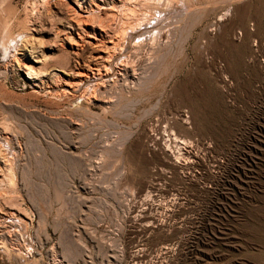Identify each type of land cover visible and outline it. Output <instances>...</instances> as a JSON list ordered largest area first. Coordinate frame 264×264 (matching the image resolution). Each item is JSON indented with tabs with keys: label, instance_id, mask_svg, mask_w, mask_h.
I'll use <instances>...</instances> for the list:
<instances>
[{
	"label": "rangeland",
	"instance_id": "1",
	"mask_svg": "<svg viewBox=\"0 0 264 264\" xmlns=\"http://www.w3.org/2000/svg\"><path fill=\"white\" fill-rule=\"evenodd\" d=\"M81 1L0 0V264H264V0Z\"/></svg>",
	"mask_w": 264,
	"mask_h": 264
},
{
	"label": "bare ground",
	"instance_id": "2",
	"mask_svg": "<svg viewBox=\"0 0 264 264\" xmlns=\"http://www.w3.org/2000/svg\"><path fill=\"white\" fill-rule=\"evenodd\" d=\"M9 1V0H8ZM94 2V1H93ZM92 3V2H91ZM4 4H6V3H4ZM78 6L80 7V8H82V1L81 0H78ZM2 7V6H1ZM125 9V8H124ZM1 10V9H0ZM4 10V9H3ZM4 12V11H3ZM93 13H95V12H93ZM92 13V14H93ZM3 14V13H2ZM91 14V13H90ZM91 14V15H92ZM94 15H96V14H94ZM97 15H99V14H97ZM88 17H90L89 15L87 16V18ZM95 17V16H94ZM97 17V16H96ZM87 18H85L86 20H87ZM98 18V17H97ZM89 19H91V18H89ZM8 21V20H7ZM79 21H84V19L83 18H79ZM7 23V22H6ZM5 23V26L7 27L8 25ZM80 24V23H79ZM142 25V24H141ZM6 29H9L8 27L7 28H5V30ZM7 31V30H6ZM5 31V32H6ZM102 31V30H101ZM103 31H104V29H103ZM9 32V31H8ZM132 32V31H131ZM7 33V32H6ZM9 35H10V33H8ZM7 35V34H6ZM19 35V34H18ZM24 35V34H23ZM26 35V34H25ZM4 36V35H3ZM22 36V35H21ZM9 37V36H8ZM17 38V37H16ZM16 38H14L15 40H16ZM28 38V37H27ZM11 39V38H10ZM13 39V40H14ZM3 40H5V39H3ZM115 40V39H114ZM9 41V40H8ZM77 43V42H76ZM112 43V42H111ZM6 44V43H5ZM7 45V44H6ZM9 45V44H8ZM77 45H79L78 43H77ZM3 46H5V45H3ZM77 47H79V46H77ZM108 47V46H107ZM118 47V46H117ZM109 49V48H108ZM112 49V48H111ZM80 51V50H79ZM100 58V57H99ZM105 61V60H104ZM108 62V61H107ZM110 62V61H109ZM18 63H19V61H18ZM23 65V64H22ZM28 66L26 65V67L25 68H27ZM32 67V66H31ZM27 68V70H28V72H29V75H31V76H33V75H36V72H35V70H34V68ZM44 68H46L45 66H44ZM42 70V69H41ZM44 70H46V69H44ZM64 72V71H63ZM71 72V71H70ZM75 71H72V73H73V75L71 74L70 76L68 75V78L67 79H64V81L62 80V83L64 82V84H65V86H68V87H77V86H80V85H82V83L84 82V80L86 79V77H87V75H85V74H81V73H78V74H76V73H74ZM40 73V72H39ZM66 73V72H65ZM38 75V74H37ZM91 76V75H90ZM89 79H90V77H89ZM101 80V79H100ZM95 84V83H94ZM97 84V83H96ZM63 85V84H62ZM97 86V85H96ZM64 89V88H63ZM100 89V88H99ZM93 91V90H92ZM65 92H66V90H65ZM187 120V119H186ZM181 140V139H180ZM154 144V143H153ZM174 165H175V163H174ZM173 165V166H174ZM178 165H179V163H178ZM145 189H147V190H152V189H154V192L155 191H157V192H159V193H161L162 192V188L161 187H156V185L155 186H152V185H147V188L145 187ZM160 189H161V191H160ZM143 190V189H142ZM141 190V191H142ZM164 190V189H163ZM165 191V190H164ZM151 195H152V193H153V190L152 191H150L149 192ZM163 193V192H162ZM156 194V193H155ZM148 196V195H147ZM159 196H160V194H159ZM150 205V204H149ZM148 206V205H147ZM153 206V205H152ZM153 211V210H152ZM157 211V210H156ZM153 213V212H152ZM151 213V211H149V209H144V212H143V214L141 215V218H144V219H146V222H147V219H149L150 217H151V219L153 220H151V221H149L148 220V224H150V225H148L147 223H145V221H144V223L145 224H142L141 226H143V227H147L148 226V228H149V226H152L153 224L152 223H156V221H154L156 218L154 217V216H156V215H153ZM158 218V217H157ZM158 221V220H157ZM152 224V225H151ZM157 225V224H156ZM146 227H145V229H146ZM147 228V229H148ZM154 228V227H153ZM152 229V228H151ZM147 231V230H146ZM167 249H169V248H167ZM166 249V252H169L168 250ZM171 250V249H170ZM166 256V255H165ZM146 258V254H140V255H137L136 257H135V261L138 263V262H142L144 259ZM134 261V260H133Z\"/></svg>",
	"mask_w": 264,
	"mask_h": 264
}]
</instances>
